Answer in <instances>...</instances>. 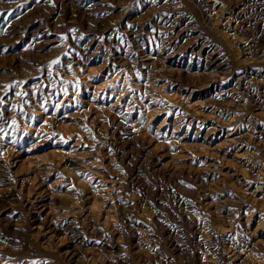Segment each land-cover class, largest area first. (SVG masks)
Returning <instances> with one entry per match:
<instances>
[{
    "label": "rangeland",
    "instance_id": "rangeland-1",
    "mask_svg": "<svg viewBox=\"0 0 264 264\" xmlns=\"http://www.w3.org/2000/svg\"><path fill=\"white\" fill-rule=\"evenodd\" d=\"M82 2L89 16H66L60 0H0V111L2 122L12 119L17 130L0 139V160L14 178L0 181V192H13L0 203V264H255L252 256L264 259V141L258 140L264 138V106L254 100L253 88L249 97L237 82L240 77L264 87V60L256 61L257 53L264 57V47L252 46L258 34H251L246 22L249 14L264 16V0ZM172 8L185 17L178 25L182 42L200 34L216 47L220 56L214 65H221L210 71L221 76V88L209 85L203 67L189 63L190 54L178 52L168 61L158 51L154 10ZM16 23L23 33L12 29ZM215 23L225 30L221 35ZM134 34L141 37L137 44ZM71 41L82 54L78 59L69 52ZM139 44L152 49L150 58L116 57L118 50ZM233 48L248 62L230 71ZM48 84L64 91L46 96ZM182 113L198 124L183 121ZM35 199L47 204L41 215L28 208ZM72 226L84 229L83 242L68 231ZM139 234L141 240L145 236L142 251L134 245ZM175 234L193 256H177L182 246L170 245ZM101 240L110 244L98 248ZM74 245L77 255L69 258Z\"/></svg>",
    "mask_w": 264,
    "mask_h": 264
},
{
    "label": "bare ground",
    "instance_id": "bare-ground-1",
    "mask_svg": "<svg viewBox=\"0 0 264 264\" xmlns=\"http://www.w3.org/2000/svg\"><path fill=\"white\" fill-rule=\"evenodd\" d=\"M13 1V0H12ZM90 1V0H89ZM151 1H153V0H151ZM155 1V0H154ZM202 1V0H201ZM206 1V0H205ZM240 0H238V2H239ZM255 1H257V0H255ZM32 2V1H31ZM92 2V1H91ZM91 2H89V3H91ZM149 2V1H148ZM160 2V1H159ZM226 2V1H225ZM237 2V1H236ZM247 2H249V0H247ZM33 3H34V1H33ZM60 3H61V6L63 7V9H64V14L66 15V16H68V17H70V16H73V15H79L80 13H86V10H87V7L85 6V4L82 2V0H60ZM130 3V2H129ZM150 3V2H149ZM162 3V2H161ZM227 3V2H226ZM225 3V4H226ZM233 3V2H232ZM243 3V2H242ZM250 3H252V1L250 2ZM152 4H153V2L151 3V6H152ZM228 4V3H227ZM226 4V5H227ZM230 4V3H229ZM235 4H237V3H235ZM234 3L233 4H231V5H235ZM254 4V3H253ZM157 5V4H156ZM155 5V6H156ZM178 5V4H177ZM239 5V4H238ZM237 5V6H238ZM256 5V4H255ZM261 5V4H260ZM262 5H264V4H262ZM150 6V7H151ZM223 6H225L224 4H223ZM222 6V7H223ZM230 6V5H229ZM236 6V5H235ZM235 6H233V7H235ZM242 6H245V5H242ZM96 7V6H95ZM94 7V8H95ZM149 7V8H150ZM173 7V6H172ZM227 7H228V5H227ZM233 7H232V9H233ZM241 7V6H240ZM260 7V6H259ZM258 7V8H259ZM256 8V7H255ZM145 9V8H144ZM158 9V8H157ZM157 9H155L154 10V14L156 15V17H157V22L159 23V29L158 30H156V32H155V34H156V38L159 40V43H158V51L160 52V53H165L164 54V57H166L167 59H168V61L169 60H173V58H172V56L175 54V53H180L181 55H182V57L186 54V53H188V54H190V56H189V63H193L192 64V66L194 65L196 68H200V67H203V71H205V72H203L204 74H206V76L208 77V79L207 80H209L208 82H209V85L210 86H212V87H214V88H221V83H219L220 82V80L222 79L221 78V76L220 77H218L216 74L217 73H213L214 71L212 70V68L213 67H215V66H217L219 63H220V65H221V62H219L217 65H214L215 63H217L216 61H217V59H218V56H220L219 54H218V56H216V54L217 53H215V50H216V47H213V45L212 44H210L209 43V40L207 39V37L206 36H204V35H200V34H197L195 37H193L192 39H190L189 41H187V42H182V38H181V40L179 39V35H178V29H179V27H178V25H179V23L181 22V21H183L184 20V15H181L179 12L180 11H178L177 9H175V8H172V9H170V10H167V11H160V10H157ZM200 9V8H199ZM220 9V8H219ZM223 9V8H222ZM222 9H221V11H222ZM224 9H227V8H225L224 7ZM247 9V8H246ZM246 9H243V10H246ZM249 10H250V8H248ZM253 9V8H252ZM260 9V8H259ZM109 10V9H108ZM126 10V9H125ZM148 10V9H147ZM153 10V9H152ZM151 10V11H152ZM218 10V9H217ZM229 10H230V8H229ZM228 10V11H229ZM237 10H239V7H238V9ZM258 10V9H257ZM263 10V9H262ZM212 11H213V9H212ZM212 11L210 10V12L212 13ZM240 11V10H239ZM253 11V10H252ZM264 11V10H263ZM88 12V11H87ZM95 12V11H94ZM214 12V11H213ZM230 12V11H229ZM243 12V11H242ZM248 12V11H247ZM247 12H246V15H247ZM262 12V11H261ZM261 12H260V14H261ZM20 13V12H19ZM23 13V12H22ZM150 13V12H149ZM210 13V14H211ZM219 12H216V13H212V15H214V16H216V14H218ZM233 12H232V10H231V14H232ZM238 13H240V12H238ZM243 13H245V12H243ZM242 13V14H243ZM256 13V12H255ZM263 13V12H262ZM87 15H88V13H86ZM91 14V13H90ZM108 14H110V13H108ZM154 14H152V15H154ZM220 14V13H219ZM223 14V13H222ZM235 14H237V12L235 11ZM241 14V13H240ZM239 14V15H240ZM249 14V13H248ZM259 14V13H258ZM7 15V14H6ZM5 15V16H6ZM147 15H149V14H147ZM154 15V16H155ZM234 15V14H233ZM233 15H231V16H233ZM250 15V14H249ZM247 15V17H246V22L248 23V25H251L250 27L248 26V28L250 29V32L252 31L253 33H257L258 35L256 36V35H254V36H256V38H252V40L254 39V41H252L251 43L253 44L252 46L254 47L256 44L258 45V47H259V45H263V47H264V16H260V17H258V16H255V15ZM263 15V14H262ZM9 16V15H8ZM84 16H86V15H84ZM83 16V17H84ZM89 16V15H88ZM146 16V15H145ZM144 16V17H145ZM214 16L212 17V20L214 19ZM223 16V15H222ZM235 16V15H234ZM233 16V17H234ZM30 17V16H29ZM219 17H221V15L219 16ZM218 16H217V19L219 18ZM239 17V16H238ZM240 17H243V16H241L240 15ZM74 18H75V16H74ZM74 18H72V19H74ZM120 18V17H119ZM146 18V17H145ZM225 18H228L229 19V17H225ZM237 18V17H236ZM9 19V18H8ZM81 19V18H80ZM86 19V18H85ZM88 19H90V17L88 18ZM144 19V18H143ZM216 19V17H215V20H217ZM239 19V18H238ZM12 20V19H11ZM152 20V19H151ZM226 20V19H225ZM236 20V19H235ZM240 20V19H239ZM83 21V20H82ZM86 21V20H85ZM143 21V20H142ZM227 22H228V20H226ZM237 21V20H236ZM53 22V21H52ZM140 22V21H139ZM138 22V23H139ZM144 22V21H143ZM146 22H147V20H146ZM184 22V21H183ZM182 22V23H183ZM203 22V21H202ZM205 22V21H204ZM225 22V21H224ZM87 23H88V21H87ZM150 23V22H149ZM148 23V24H149ZM153 23V22H152ZM155 23V22H154ZM206 23V22H205ZM217 23H218V20H217ZM217 23H215V30L218 32V33H220V35L225 31H223V29L221 28H219V26L217 25ZM236 23V22H235ZM242 23H244L243 21L241 22V24ZM246 23V24H247ZM15 24V23H14ZM17 24V23H16ZM18 24H20V23H18ZM14 25V26H12V29H14L16 32H21V33H23V28L22 27H20V25ZM63 24V23H62ZM89 24V23H88ZM181 24V23H180ZM221 24H223V23H221ZM228 24V23H227ZM226 24V25H227ZM13 25V24H12ZM51 25V24H50ZM98 25V24H97ZM105 25V24H104ZM119 25V24H118ZM126 25H127V23H126ZM125 25V26H126ZM155 25H157L158 26V24H155ZM206 25V24H205ZM208 25V24H207ZM214 25V24H213ZM224 25H225V23H224ZM240 25V24H239ZM46 26V25H45ZM83 26V25H82ZM187 26V25H186ZM202 26V25H201ZM229 26H231V25H229ZM68 27V26H67ZM99 27V26H98ZM122 27V26H121ZM127 27V26H126ZM130 27V26H129ZM189 27V26H188ZM211 27V26H210ZM245 27H246V25H245ZM247 28V29H248ZM9 29V28H8ZM71 29V28H70ZM103 29V28H102ZM129 29V28H128ZM132 29V28H131ZM241 29H243V28H241ZM75 30V29H74ZM73 30V31H74ZM77 30V29H76ZM124 30H125V28H124ZM139 30H140V28H139ZM239 30H240V28H239ZM51 31V30H50ZM155 31V30H154ZM157 31H158V33H157ZM223 31V32H222ZM241 31V30H240ZM101 32V31H100ZM136 32H137V30H136ZM251 32V34H253ZM72 33V32H71ZM111 33V32H110ZM189 33V32H188ZM9 34V33H8ZM133 34V33H132ZM151 34V33H150ZM250 34V33H249ZM111 35V34H110ZM109 35V36H110ZM185 35V34H184ZM191 35V34H190ZM217 35V34H216ZM5 36V35H4ZM8 36V35H7ZM153 36H154V34H153ZM187 36V35H186ZM225 36V35H224ZM72 37H73V35H72ZM226 37V36H225ZM110 38V37H109ZM131 38H132V36H131ZM133 38H134V40L136 41V44H137V42L140 40V38L141 37H135V34H134V36H133ZM92 39V38H91ZM154 39H155V36H154ZM225 39V38H224ZM46 40V39H45ZM73 40V39H72ZM78 40H79V38H78ZM77 40V41H78ZM90 40V39H89ZM88 40V41H89ZM109 40V39H108ZM133 40V41H134ZM187 40H188V38H187ZM110 41H111V38H110ZM130 41V40H129ZM225 41H226V39H225ZM76 42V41H75ZM152 42V41H151ZM226 42H228V44L230 45V43H231V41H226ZM77 43V42H76ZM76 43H74L73 41H71V47H70V50H69V52L73 55H71L73 58H76V59H78L77 57H80L81 55H79V52H77V51H79L76 47H77V45H76ZM89 43H91V42H89ZM155 43V42H154ZM153 43V44H154ZM225 43V42H224ZM98 44V43H97ZM97 44H95V46L97 45ZM244 44H246V43H244ZM250 44V43H249ZM248 44V45H249ZM5 45V44H4ZM29 45V44H28ZM151 45V44H150ZM232 45V44H231ZM230 45V47H233V46H235V45H233V46H231ZM24 46V45H23ZM80 46V45H79ZM81 46H83V45H81ZM252 46L251 47H248V48H252ZM96 47H98V46H96ZM95 47V48H96ZM106 47V46H105ZM228 47V46H227ZM241 47V46H240ZM138 49H136L135 47H133L132 49H130V50H124V51H121V50H118V55L116 56V57H121V55L123 54V55H125V56H128V55H130V56H136V58H137V56L139 57L140 55H146V57L147 58H150V53H151V51H152V49L151 48H149V51H147V47H143V46H141V44H139L138 45V47H137ZM229 48V47H228ZM235 49H236V47H234ZM233 48V49H234ZM243 48V47H242ZM261 48V47H260ZM259 48V49H260ZM4 49V48H3ZM79 49H80V47H79ZM85 49V48H84ZM97 49H99V48H97ZM129 49V48H128ZM136 49V50H135ZM230 49H232V48H230ZM234 49V51H229V52H232V54L234 55V57H233V61H230L231 62V67H230V71H231V69L232 68H235L234 66V64H236V63H238V62H245V61H247L246 59H240L239 57L240 56H236V55H239V54H237L239 51H237V50H239V49H237V50H235ZM253 49H255V48H253ZM257 49V48H256ZM259 49H257V50H259ZM101 50V49H100ZM251 50V49H250ZM80 51H82V49L80 50ZM85 51V50H84ZM109 51V50H108ZM221 51V50H220ZM249 51V50H248ZM262 51V50H261ZM77 52V53H76ZM236 52V53H235ZM250 52V51H249ZM252 52V51H251ZM250 52V53H251ZM260 52V51H259ZM43 53V52H42ZM82 53V52H81ZM101 53V52H100ZM178 53V54H179ZM222 53V52H221ZM253 53H255L254 51H253ZM252 53V55L249 57V58H251L252 56H254L255 57V55ZM17 54V53H16ZM243 54V53H242ZM258 54V57L256 56V58H257V62L258 63H263L262 61L264 60V57L262 58V57H259L260 55L259 54H261V53H257ZM264 54V53H263ZM122 55V56H123ZM197 56V60L196 61H193V57L194 56ZM244 55V54H243ZM85 56V55H84ZM262 56H264V55H262ZM4 57V56H3ZM9 57V56H8ZM83 57V56H82ZM174 57V56H173ZM1 58V57H0ZM7 58V57H6ZM28 58V57H27ZM85 58V57H84ZM123 58V57H122ZM128 58V57H127ZM126 58V59H127ZM225 58V57H224ZM253 58V57H252ZM18 59V58H17ZM40 59V58H39ZM83 59V58H82ZM141 59V58H140ZM163 59V58H162ZM204 60V61H203ZM249 60V59H248ZM26 61V60H25ZM107 61V60H106ZM254 61H255V59H254ZM260 61V62H259ZM19 62V61H18ZM51 62V61H50ZM82 62V61H81ZM248 62V61H247ZM15 63H17V62H15ZM14 63V64H15ZM67 63L69 64V62H66V65H67ZM3 64V63H2ZM7 64V63H6ZM27 64V63H26ZM35 64V63H34ZM230 64V63H229ZM20 65V64H19ZM29 65H30V63H29ZM33 65V64H32ZM23 66V65H22ZM74 66V65H73ZM112 66V65H111ZM139 66V65H138ZM142 66V65H141ZM167 66H169V65H167ZM6 67V66H5ZM7 67H9V65L7 66ZM65 67V66H64ZM67 67V66H66ZM78 67V66H77ZM127 67V66H126ZM157 67V66H156ZM163 67V66H162ZM20 68V67H19ZM62 68V67H61ZM138 68V67H137ZM171 68V67H170ZM246 68V67H245ZM59 69H60V67H59ZM260 69V68H259ZM20 70V69H19ZM26 70V69H25ZM128 70V69H127ZM134 70V69H133ZM176 70V69H175ZM210 70H212V71H210ZM243 70V69H242ZM27 71V70H26ZM196 71V70H195ZM23 72V71H22ZM25 72V71H24ZM48 72V71H47ZM160 72V71H159ZM7 73V72H6ZM29 73V72H28ZM162 73H163V71H162ZM49 74V73H48ZM88 74V73H87ZM115 74V73H114ZM5 75V74H4ZM9 75V74H8ZM75 75H76V73H75ZM111 75V74H110ZM114 76V75H113ZM224 76V75H223ZM253 76V75H252ZM257 76V75H256ZM68 77V76H67ZM73 77V76H72ZM244 77H246V76H244ZM261 77L262 76H260V74H259V78L261 79ZM4 78V77H3ZM49 78V77H48ZM264 78V77H263ZM76 79V78H75ZM220 79V80H219ZM246 79V78H245ZM256 79V78H255ZM33 80V79H32ZM45 80V79H44ZM240 80H244V78H240V77H238V83H239V85L240 86H243V90H244V94L245 95H249L250 93H248V91H249V88H253V90L256 92L255 94V98H254V100H256L257 99V101H259L260 102V104H258V105H260V106H264V97H262V96H264V87H263V85L261 84V83H257V82H255V80L254 81H252V82H247V81H243L242 83L240 82ZM55 81V80H54ZM59 81V80H58ZM64 81V80H63ZM73 81V80H72ZM261 81V80H260ZM28 81H25V83H27ZM38 82V81H37ZM46 82V81H45ZM60 82V81H59ZM75 82V81H74ZM74 82H73V84H74ZM223 82V81H222ZM18 83V82H17ZM32 83V82H31ZM28 84H30V83H28ZM34 84V83H33ZM39 84V83H38ZM63 85H62V87L65 85L66 86V84H64V83H62ZM32 85V84H31ZM61 85V84H60ZM59 85V86H60ZM233 85V84H232ZM4 89L5 90H7L8 91V89H9V76L6 78V81L4 82ZM14 86H16V84H14ZM35 86V85H34ZM47 86H49V84L47 85ZM74 86H75V84H74ZM234 86V85H233ZM71 87H72V85H71ZM76 87V86H75ZM37 89V88H36ZM39 89H40V87H39ZM61 89V88H60ZM60 89H59V87H57V84L56 85H50L49 87H48V89L46 90L47 92H46V96H49V95H51V94H53V95H57L58 94V91H60ZM73 89V88H72ZM62 91H64V89H61ZM96 91V90H95ZM190 91V90H189ZM227 91V90H226ZM229 91V90H228ZM235 91V90H234ZM234 91H232V92H234ZM31 92H35V88L33 89V91L31 90ZM250 92V91H249ZM190 93V92H189ZM222 93V92H221ZM221 93H219V94H221ZM230 92H228V94H229ZM74 94V93H73ZM136 94V93H135ZM231 94V93H230ZM15 95V94H14ZM217 95V94H216ZM222 95V94H221ZM31 96V95H30ZM54 96V97H55ZM224 96V95H223ZM234 96V95H233ZM253 96H254V94H253ZM63 97H64V95H63ZM249 97H251V95H249ZM50 98V97H49ZM48 98V99H49ZM220 98V97H219ZM232 98V97H231ZM263 98V99H262ZM15 99V98H14ZM17 99V98H16ZM228 99H229V97H228ZM234 99V98H233ZM232 99V100H233ZM6 100V99H5ZM55 100V99H54ZM62 100V99H61ZM222 101H223V99H221ZM8 101V100H7ZM38 101H40V100H38ZM230 101V100H229ZM240 101V100H239ZM243 101H245V100H243ZM226 102V101H225ZM31 103H32V101H31ZM48 103H49V101H48ZM52 103V102H51ZM221 103V102H220ZM223 103V102H222ZM242 103V102H241ZM20 104V103H19ZM25 104H27V103H25ZM33 104V103H32ZM243 104V103H242ZM35 105V104H34ZM231 105V104H230ZM40 106H41V104H40ZM39 107V106H38ZM37 107V108H38ZM186 107V106H185ZM0 108H1V106H0ZM26 108V107H25ZM28 109V108H27ZM34 109V108H33ZM195 110V109H194ZM227 110H229V109H226V113H227ZM11 111H12V109H11ZM35 111V110H34ZM39 111V110H38ZM255 112V111H254ZM35 113V112H34ZM37 113V112H36ZM43 113V112H42ZM177 113V112H176ZM225 113V114H226ZM10 114H12V112L10 113ZM25 114V113H24ZM183 114V113H182ZM233 115V117H235L236 115L234 114V113H232ZM239 114V113H238ZM248 114V113H247ZM254 114V113H253ZM6 115V114H5ZM227 115V114H226ZM231 115V114H230ZM51 116V115H50ZM242 116H245V115H242ZM5 116L3 115V113H1V111H0V128H1V132H2V134H1V136H0V139L2 140V141H4L3 139H4V137H5V135H12V134H15V132L17 131L16 129H14V127L12 126L13 125V121H12V119L11 120H7V122H2L3 121V118H4ZM10 117H11V115H10ZM225 117L226 116H224V119H225ZM241 117V116H240ZM8 118H9V116H8ZM22 118V117H21ZM181 118H183V121H185V122H187L189 125L190 124H192L193 122H195V123H197L196 122V120H195V117L193 118L191 115H189V114H183V116L181 117ZM230 118L231 117H228V119L226 118V120H230ZM28 119V118H27ZM48 119V118H47ZM16 120V119H15ZM239 120V119H238ZM247 120H250V118H248L247 117ZM182 121V122H183ZM255 121V120H254ZM22 122V121H21ZM24 122V121H23ZM229 122H227V124H228ZM232 123V122H231ZM19 124V123H18ZM177 124V123H176ZM198 124V123H197ZM196 124V126H197V128H200V125L201 124H199V125H197ZM249 124V123H248ZM247 124V125H248ZM250 124H251V122H250ZM23 125H25L26 126V124H23ZM22 125V126H23ZM19 126V125H18ZM207 127V126H206ZM206 127H205V129H206ZM213 127V126H212ZM251 127V126H250ZM19 128V127H18ZM35 128V127H34ZM214 128H215V126H214ZM213 129V128H212ZM212 129L211 128H209L208 127V129H207V132L209 133V132H211L212 131ZM215 130V129H214ZM233 130V129H232ZM257 130H259V129H257ZM196 133V132H195ZM207 133V134H208ZM28 134V133H27ZM205 135H206V133H204ZM247 135V134H246ZM263 137H264V135L263 134H261ZM257 138H258V136H256ZM9 138V137H8ZM59 138V137H58ZM261 138V137H260ZM11 139V138H10ZM226 139H227V137H226ZM231 139H233V138H231ZM13 140L14 139H11V140H8V142H10V144L9 143H7V144H9V147H12V145L11 144H13L12 142H13ZM259 141H264V138H261V139H258ZM6 141V140H5ZM124 141V140H123ZM257 141V140H256ZM227 142V141H226ZM1 143V142H0ZM122 143V142H121ZM263 143V142H262ZM133 144H135V141H134V143ZM6 145V144H5ZM127 145V144H126ZM129 146V145H128ZM134 146V145H133ZM6 147V146H5ZM4 147V148H5ZM121 147V146H120ZM122 148V147H121ZM11 149V148H10ZM126 149V148H125ZM247 149V148H246ZM254 149V148H253ZM255 150V149H254ZM130 151V150H129ZM246 153V152H245ZM256 153V152H255ZM257 154H259V153H257ZM141 160V159H140ZM4 161V160H3ZM2 161V159L0 160V181H3V182H5L6 180H11L12 178H11V174H10V169H8V167H6V163L5 162H3ZM248 162V161H247ZM138 163V162H137ZM251 164V163H250ZM246 168V167H245ZM248 168V167H247ZM260 169V168H259ZM258 170V169H257ZM256 170V171H257ZM259 173V172H258ZM38 175V174H37ZM40 175V174H39ZM40 177V176H39ZM25 178V177H24ZM23 178V179H24ZM194 178V177H193ZM57 179V178H56ZM142 179V178H141ZM12 180H14V178L12 179ZM44 180V179H43ZM202 182H204V181H202ZM42 183V182H41ZM145 183V182H144ZM184 183V182H183ZM195 183V182H194ZM40 184V183H39ZM44 184V183H43ZM50 184V183H49ZM196 184V183H195ZM180 185V184H179ZM67 186V185H66ZM47 188H48V185L46 186ZM54 187V186H53ZM181 187V186H180ZM207 187V186H206ZM26 188V187H25ZM65 188V187H64ZM67 188V187H66ZM160 188V187H159ZM258 188V187H257ZM3 189V188H2ZM15 189H18V188H15ZM43 189V188H42ZM148 189V188H147ZM188 189V188H187ZM199 189V188H198ZM208 189V188H207ZM6 190V189H5ZM13 190V189H12ZM19 190V189H18ZM41 191V190H40ZM44 191V190H43ZM91 191V190H90ZM94 192H95V190H93ZM38 192V191H37ZM64 192V191H63ZM181 192V191H180ZM40 193V192H39ZM50 193H52V190L50 189ZM98 193V192H97ZM196 193H197V191H196ZM91 194V193H90ZM100 194V193H99ZM13 196V192H11V190H7V191H4V192H0V203H1V201L3 202V199H5V198H8L9 199V197L10 196ZM43 195V194H42ZM97 195V194H96ZM15 196V195H14ZM35 196V195H34ZM90 196V195H89ZM162 196V195H161ZM178 196H179V194H178ZM262 196V195H261ZM39 197V196H38ZM84 197V196H83ZM98 197V196H97ZM149 197V196H148ZM17 198V197H16ZM7 199V200H8ZM33 199V198H32ZM38 199V198H37ZM40 199V198H39ZM82 199V198H81ZM36 200V199H35ZM44 201L46 200V199H43ZM211 200V199H210ZM24 201V200H23ZM39 201H41V200H36V202L35 203H33L34 202V200L33 201H31L30 200V205L28 206V208L30 207V208H33V209H37V214H40L41 215V213H43L45 210H46V207H47V204H46V202H44V203H39ZM188 202V201H187ZM27 203H29V202H27ZM95 203V202H94ZM202 203V202H201ZM216 203V202H215ZM120 204V203H119ZM3 205V204H2ZM95 205H97V204H95ZM121 205V204H120ZM136 205V204H135ZM207 205V204H206ZM92 207H94L93 205H92ZM248 208V207H247ZM50 209V208H49ZM130 209V208H129ZM184 209V208H183ZM186 209V208H185ZM29 210V209H28ZM215 210V209H214ZM229 212H231V211H229ZM114 214V213H113ZM213 215V214H212ZM31 216V215H30ZM130 216V215H129ZM171 216V215H170ZM177 216V215H176ZM32 217H34V219H37L36 218V215H33ZM191 217V216H190ZM196 217V216H195ZM219 219V218H218ZM264 219V218H263ZM114 220V219H113ZM196 220V219H195ZM204 220V219H203ZM215 220V219H214ZM103 221V220H102ZM201 221V220H200ZM257 221V220H256ZM104 222V221H103ZM108 222V221H107ZM184 222V221H183ZM215 222V221H214ZM69 223V222H68ZM72 223V222H71ZM88 223V222H87ZM105 223V222H104ZM221 223V222H220ZM259 223V222H258ZM91 224V223H90ZM133 225H134V228H135V226H136V224L137 223H135L134 221H133V223H132ZM172 225V224H171ZM188 225V224H187ZM197 226V225H196ZM195 226V227H196ZM199 226V225H198ZM204 226V225H203ZM45 227V226H44ZM220 227V226H219ZM223 227V226H222ZM139 228V227H138ZM160 228V227H159ZM170 228V227H169ZM226 228V227H225ZM224 227H223V229H225ZM87 229V228H86ZM95 229V228H94ZM227 229V228H226ZM228 230H229V228H228ZM41 231V229H37L36 230V232H40ZM68 231H70V232H72L71 234L73 235V237L75 238V239H80L79 241L80 242H83L84 241V229L83 230H81V229H77L76 227H70V228H68ZM121 231V230H120ZM139 232V231H138ZM137 232V233H138ZM172 233V232H171ZM50 234V233H49ZM144 234H146V233H144ZM144 234H142V235H144ZM52 235V234H51ZM106 235V234H105ZM142 235H140L139 234V236H138V238L137 239H135V248H137L138 247V249H137V251L139 250H143V247H142V244H145V239H144V237H143V239L142 240H144V241H142L141 240V236ZM137 236V235H136ZM173 236V235H172ZM62 237V236H61ZM156 237V236H155ZM181 237V236H180ZM178 238V240H176V234H175V236L172 238L171 237V242H170V245H175V243H176V248L178 249V248H180L181 246H182V242L180 241V239H179V237H177ZM105 239V238H104ZM120 239V238H119ZM118 239V240H119ZM197 239V238H196ZM203 239V238H202ZM184 240V239H183ZM201 240V239H200ZM243 240H245V239H243ZM97 241V240H96ZM199 241V240H198ZM197 241V242H198ZM200 242V241H199ZM227 242V241H226ZM239 242V241H238ZM243 242H245V241H243ZM150 243V242H149ZM149 243H147V244H149ZM96 244H98L99 245V247L98 248H104L105 246H107V245H109L110 244V242L108 241V240H101V241H99L98 243H96ZM95 244V245H96ZM192 244V243H191ZM228 244V243H227ZM113 245V244H112ZM71 246V245H70ZM73 246V245H72ZM132 246V245H131ZM155 246V245H154ZM236 246V245H235ZM85 247V246H84ZM148 247V246H147ZM150 247V246H149ZM70 248V247H69ZM222 248V247H221ZM242 247L240 246V249H241ZM107 249V248H106ZM147 249H149L150 250V248H147ZM201 249V248H200ZM243 249H245V248H243ZM131 250V249H130ZM149 250H147V251H149ZM159 250V249H158ZM180 250V249H179ZM184 250V248H183V246H182V248H181V250H180V253L177 255L178 257H181V255L182 254H189V249L187 248V246L185 247V252L183 251ZM197 250H199V249H197ZM238 250V249H237ZM98 251V250H97ZM132 251V250H131ZM146 251V252H147ZM232 251V250H231ZM250 251V250H249ZM145 252V251H144ZM146 252H145V255H147L146 254ZM68 253L70 254L69 255V258H73V257H75L76 255H77V252H76V249H75V245H74V247L72 248V250H69L68 251ZM138 253V252H137ZM139 253H141V252H139ZM150 253V252H149ZM154 253V252H153ZM203 254V253H202ZM212 254V253H211ZM221 254H223V252L221 253ZM248 254V253H247ZM161 255V254H160ZM190 256H193V253H191L190 252V254H189ZM79 256V255H78ZM121 256V255H120ZM138 257H140V254H138L137 255ZM158 256V255H157ZM264 256V255H263ZM89 257V256H88ZM136 257V256H135ZM160 257V256H159ZM174 257V256H173ZM172 257V258H173ZM176 257V256H175ZM198 257V256H197ZM247 257V256H246ZM251 257V256H250ZM1 258V257H0ZM68 258V257H67ZM190 258V257H189ZM210 258V257H209ZM263 258V257H262ZM65 259V258H64ZM167 259V258H166ZM169 259H171V258H169ZM191 259V258H190ZM76 260H77V258H76ZM122 260V259H121ZM165 260V259H164ZM172 261H173V259H171ZM177 260V259H176ZM179 260V259H178ZM263 261H264V259H262ZM261 259H260V257L259 256H256V255H254V256H252V259H251V261L253 262V263H255V264H261V262H263ZM201 261V260H200ZM174 262V261H173ZM206 262V261H205ZM81 263V262H80ZM125 263V262H124ZM159 263V262H158ZM172 263V262H171ZM206 263H208V262H206ZM210 263V262H209ZM264 263V262H263ZM65 264V263H64ZM161 264H165L164 263V261L162 260V263ZM166 264H170V262L167 260L166 261ZM176 264V263H175ZM198 264V263H197Z\"/></svg>",
    "mask_w": 264,
    "mask_h": 264
}]
</instances>
